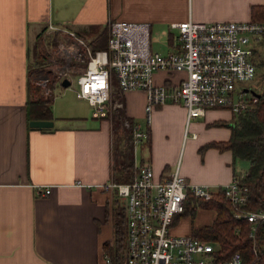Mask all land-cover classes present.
Returning <instances> with one entry per match:
<instances>
[{
	"label": "crops",
	"instance_id": "obj_1",
	"mask_svg": "<svg viewBox=\"0 0 264 264\" xmlns=\"http://www.w3.org/2000/svg\"><path fill=\"white\" fill-rule=\"evenodd\" d=\"M254 4L264 0H0V264H106L104 246L113 242L116 212L123 207L104 187L126 159L120 154L119 164L113 161L108 118L93 116L87 100L76 97L52 103L51 127L29 125L26 104L36 96L32 74L41 71L30 67L47 24L72 29L90 43L108 39L112 20L148 22L150 48L166 54L181 51L170 23L189 17L244 21ZM184 75L157 71L154 77L174 85ZM120 100L123 118L145 122L142 90L121 91ZM233 120L226 109L188 119L182 104L154 106L136 159L149 160L156 179L178 166L190 182L222 186L247 171L230 149L207 145L228 139ZM122 123L114 129L124 150ZM182 215L174 220V233L201 226L193 225L194 214Z\"/></svg>",
	"mask_w": 264,
	"mask_h": 264
},
{
	"label": "built area",
	"instance_id": "obj_2",
	"mask_svg": "<svg viewBox=\"0 0 264 264\" xmlns=\"http://www.w3.org/2000/svg\"><path fill=\"white\" fill-rule=\"evenodd\" d=\"M170 27L177 30L181 51L166 54L150 48L148 22L110 21L107 47L97 49L72 29L51 22L46 27L48 32L65 34L62 41L54 37L59 41V51L51 64L57 82L68 78L71 83L74 77L75 95L87 100L93 116L109 117L113 77L121 91L138 89L145 93V122H134L131 127L134 156L148 136L154 106L167 102L182 104L188 119L204 115L212 108L237 114L253 105L263 89L252 82L259 75L254 50L264 34V21L205 22L189 17L170 23ZM80 61L85 62L84 66L75 70V62L77 65ZM41 71L33 81L40 86L41 94L48 95V85L53 81L51 73ZM157 71H183L185 75L174 85H167L155 80ZM124 121L130 125L128 120ZM135 160V174L130 181L110 178L104 184L106 189L114 190L125 211L122 264H244L238 250L218 259L212 242L172 231L175 218L184 211L188 194L210 199L221 189L234 216L251 222L253 236L257 224L264 221V205L248 208V186L240 183L244 174L215 187L186 180L178 166L167 177L156 179L149 160ZM44 192L49 193L50 188L45 187ZM106 264H111L108 257Z\"/></svg>",
	"mask_w": 264,
	"mask_h": 264
},
{
	"label": "trees",
	"instance_id": "obj_3",
	"mask_svg": "<svg viewBox=\"0 0 264 264\" xmlns=\"http://www.w3.org/2000/svg\"><path fill=\"white\" fill-rule=\"evenodd\" d=\"M250 19L264 21V4H254L251 7ZM108 39H98L90 42L94 49L106 48ZM256 54L257 73L264 79V34L254 50ZM30 69H35L31 66ZM112 78V90L120 96L121 90L114 88ZM117 81V79H116ZM57 80L50 82V89H54ZM118 84V83H117ZM32 85V84H31ZM36 96L28 99L26 104V116L28 122L32 119H53L52 94L45 96L40 92V86L33 84ZM122 111L113 115L114 123L120 126L124 120L130 122L126 131V149L131 150L132 121L123 118ZM124 119V120H123ZM207 145L216 146L219 149H230L236 158L249 162L247 171L240 180L241 184L248 186V208L257 209L264 205V88L261 90L257 101L247 109L234 114V120L230 124L228 139L212 141ZM135 174L133 157H126L114 174L117 182L130 181ZM195 206L209 208L215 211L211 223L193 228L191 235L212 242L216 248L218 259L227 258L233 251H240L244 264H264V221L257 224L253 236L250 235L251 222L246 218H236L232 212V205L225 198L221 189L210 199L196 198L188 194L185 200L183 215H193ZM114 239L112 243H106L104 248L110 258L111 264H122L123 249L125 246V211L124 207L116 212L114 225Z\"/></svg>",
	"mask_w": 264,
	"mask_h": 264
},
{
	"label": "rangeland",
	"instance_id": "obj_4",
	"mask_svg": "<svg viewBox=\"0 0 264 264\" xmlns=\"http://www.w3.org/2000/svg\"><path fill=\"white\" fill-rule=\"evenodd\" d=\"M63 40L65 38V34L64 33H58V32H48L47 30L43 31V33H40L38 40H39V47L37 49V54L34 56L35 62L33 61V65L35 67V69H40V70H44L47 72H50V76H51V80H58L57 76H56V71L53 69V65L51 64V60L53 56H56V52L59 51V46L58 43L59 41L56 40ZM94 41V40H93ZM152 45L155 48L157 43L154 41V37L152 36ZM85 62L84 61H80L78 62V64L76 65L75 62V70H79V68H82L84 66ZM31 68V67H30ZM34 69V70H35ZM39 73L42 74V71L38 72V70L36 72H34V74H32V77L34 75L37 76ZM40 74V75H41ZM33 80V78H32ZM53 82V81H51ZM114 83V88L118 87L117 81L116 79L113 81ZM253 84H258L260 86V88H264V79L261 78L259 75L257 78H255L252 82ZM50 87V83L48 85ZM76 88V80L73 77L70 85L64 87L61 86L59 84H55L54 89H51V91H49V93L51 92L52 94V103L56 100L59 99H68V100H73L76 99L75 96V91L74 89ZM41 89V88H40ZM116 89L112 90L111 93V111H110V115L108 117V119L110 120L111 126L113 128V134H114V149H113V161L115 160L116 165H118L119 163V155L121 154L122 156H126V157H133V152L132 149L129 151L126 149L122 150L119 141V131H115L114 128H117V123H114L113 121V115L118 112L119 109H121L123 107V102L120 100V96H118L117 94H115ZM48 93V95L45 96H49L50 94ZM44 95V94H43ZM50 97V96H49ZM213 109V108H212ZM210 110V109H208ZM227 110V109H226ZM140 122V121H139ZM143 122V121H141ZM121 126H124L125 128H128L129 126H127V124L125 123V121H123V123L121 124ZM125 136V135H124ZM135 156L136 158H140V151L139 149H137L135 151ZM238 162H242L243 165L245 166L243 169L247 168L249 166V162L245 159H239ZM248 164V165H247ZM247 165V166H246ZM213 215H214V210L208 209V208H203L200 206H195V212L194 215L192 217V222L193 225H204V224H208L213 220ZM185 216V215H182ZM174 231V230H173Z\"/></svg>",
	"mask_w": 264,
	"mask_h": 264
},
{
	"label": "water",
	"instance_id": "obj_5",
	"mask_svg": "<svg viewBox=\"0 0 264 264\" xmlns=\"http://www.w3.org/2000/svg\"><path fill=\"white\" fill-rule=\"evenodd\" d=\"M70 84V80L68 78H63L61 81V85L66 87ZM259 95V93H257ZM29 125L35 128H48L53 125V120L47 119H32L29 121Z\"/></svg>",
	"mask_w": 264,
	"mask_h": 264
}]
</instances>
